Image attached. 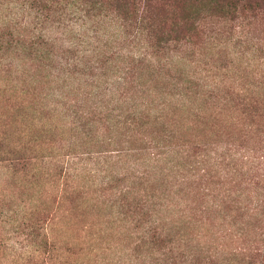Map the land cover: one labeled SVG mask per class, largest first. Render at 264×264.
Wrapping results in <instances>:
<instances>
[{"label": "rangeland", "instance_id": "obj_1", "mask_svg": "<svg viewBox=\"0 0 264 264\" xmlns=\"http://www.w3.org/2000/svg\"><path fill=\"white\" fill-rule=\"evenodd\" d=\"M125 13L0 0V264H264V0Z\"/></svg>", "mask_w": 264, "mask_h": 264}, {"label": "trees", "instance_id": "obj_2", "mask_svg": "<svg viewBox=\"0 0 264 264\" xmlns=\"http://www.w3.org/2000/svg\"><path fill=\"white\" fill-rule=\"evenodd\" d=\"M142 0H125V3L127 2V6H128V13H125V16H130L131 15H135L136 14V9H137V3H140ZM144 4V3H143ZM144 6H142V9H144Z\"/></svg>", "mask_w": 264, "mask_h": 264}]
</instances>
